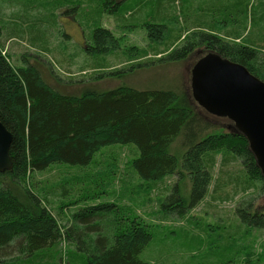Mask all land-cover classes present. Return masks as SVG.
I'll use <instances>...</instances> for the list:
<instances>
[{"label": "trees", "instance_id": "16d2710c", "mask_svg": "<svg viewBox=\"0 0 264 264\" xmlns=\"http://www.w3.org/2000/svg\"><path fill=\"white\" fill-rule=\"evenodd\" d=\"M94 1L99 16L102 12L116 15L125 4V0ZM149 1L139 0L137 4ZM211 1H197L193 8L201 17L197 20L194 15L184 30L146 20L143 25L149 40L170 38L164 55L139 62L130 59L129 65L118 69L100 70L102 66H97L99 70L89 79L122 81L110 88L85 84V79H64L50 70L60 85L84 84L78 93L64 92L47 82L26 55H22L21 64H13L0 39V121L12 134V167L0 173V264H52L54 255L66 264H153L139 255L157 226L145 221L131 205L113 199L84 204L62 223L30 180L35 171L55 164L86 170L98 164L94 160L98 152L114 145L132 148L127 169L146 191L160 190L159 184L166 178L177 176L163 187L166 192L158 198L164 218H183L207 196L208 205L235 200L234 217L212 224L221 236L216 243L219 261L199 264H258L259 258H246L253 253V232L264 231V210L255 202L257 194L264 192V176L246 137L235 126L230 131L213 129L201 111L206 110L181 78L177 84L145 87L123 81L137 69L182 61L197 48L237 62L264 81V0H258L255 8L251 0ZM69 4L74 9L84 7L82 0H62L59 6ZM187 19H191L190 14ZM119 44L120 39L110 29L95 26L86 37L84 50L94 56L107 55L121 49ZM156 48L154 54L162 53ZM124 52L127 57L135 52L145 54L135 46L124 48ZM179 139L180 162L171 150ZM237 161L241 168L231 170ZM109 173L100 182L95 173L83 172L69 183L94 185L92 192L85 189L82 199L95 200L109 194L103 185L114 178ZM224 177L227 181L221 183ZM225 184L232 185V192L219 197L215 193ZM193 237L201 241L198 235ZM261 261L264 264V259Z\"/></svg>", "mask_w": 264, "mask_h": 264}, {"label": "rangeland", "instance_id": "374dc122", "mask_svg": "<svg viewBox=\"0 0 264 264\" xmlns=\"http://www.w3.org/2000/svg\"><path fill=\"white\" fill-rule=\"evenodd\" d=\"M138 1L125 0V4L118 14L111 15L102 12L99 16L94 0H82L84 5L82 9H74L71 4L60 7L62 0H0V25L2 27L0 39L13 64H21L22 55H26L31 63L40 68L47 82L64 92L78 93L84 84L77 85L73 82L74 84L71 85H60L50 74V70L64 79H85V84L98 88H110L122 81L108 77L99 81L89 79L99 70L97 66H102L100 70L118 69L129 65L131 61L153 60L164 55L163 50L170 38L166 37L165 40L156 42L149 40L143 25L146 20H159L168 27L174 29L182 27L184 30L191 25L194 15L197 20L200 15V12L193 8L197 5L198 0H190L189 3L183 2L182 4L176 0H150L148 4L140 5L137 4ZM216 2L224 4L226 0L211 1V3ZM257 3L258 0H251L250 4H253L255 8ZM187 14L191 15L189 21ZM95 26L110 29L114 36L120 39L119 47L121 49L101 56L87 54L84 50L86 37ZM132 46L144 50L145 54L135 52L130 55L131 57H127L124 48ZM155 47L162 53L154 54L153 48ZM208 52L211 51L197 48L182 61L160 63L147 69H137L133 74L126 76L123 81L132 86L145 87L148 84H177L181 78L184 85L191 90L190 70L197 60ZM201 111L211 120L213 129L221 131L234 129L233 122L228 118L208 113L202 109ZM180 141V139L176 140L171 146V150L177 156L182 152ZM131 154V147L114 145L98 152L94 156V160L98 161V164H92L85 168L86 170L74 165L55 164L46 170L35 171L30 180L62 223H67L71 213L84 204L113 199L131 205L145 221L157 226L154 228L152 240L139 255L142 260L153 264L175 262L199 264L219 261L216 243L220 241L221 236L213 229L212 224L215 222L222 224L224 219L234 217L235 200L227 199L222 202L218 200L208 205L206 204V200H209L207 196L183 218H178L175 215H168L164 218L158 198L166 192L163 187L172 184L177 176L166 178L165 183L159 184L160 190L146 191L144 186L139 184L137 178L127 169L128 157ZM179 158L180 162L181 156ZM238 168H241L238 161L230 167L231 170ZM109 171H111L109 174H112L114 178L103 183L109 194L95 200L82 199L86 194L85 191L93 188L94 185L69 183L71 178L83 172L95 173L101 182L102 178L106 179ZM222 179L224 180H220L221 183L227 181L225 177ZM184 180L188 187L187 178L185 177ZM89 192H92V189ZM231 192L232 185L225 184L223 189L215 194L223 197L230 195ZM239 196L241 195L236 196L235 199H238ZM255 202L256 207L264 210V192L257 194ZM203 223L209 225L204 226ZM193 235H198L201 241L198 239L196 241ZM215 236L216 242L212 243ZM250 240L253 253L246 259L254 261L259 258L257 263L263 264L261 260L264 259V231L253 232ZM261 254L263 255L260 257ZM51 261L52 264H66L64 259L59 262L56 255ZM230 264L239 263L233 261Z\"/></svg>", "mask_w": 264, "mask_h": 264}, {"label": "water", "instance_id": "95a60500", "mask_svg": "<svg viewBox=\"0 0 264 264\" xmlns=\"http://www.w3.org/2000/svg\"><path fill=\"white\" fill-rule=\"evenodd\" d=\"M195 101L207 112L228 118L246 137L264 176V81L216 52H208L190 70ZM12 134L0 121V173L10 170Z\"/></svg>", "mask_w": 264, "mask_h": 264}]
</instances>
